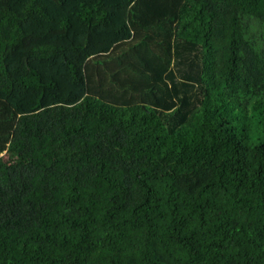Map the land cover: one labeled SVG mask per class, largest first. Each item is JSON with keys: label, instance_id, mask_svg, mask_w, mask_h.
Listing matches in <instances>:
<instances>
[{"label": "trees", "instance_id": "1", "mask_svg": "<svg viewBox=\"0 0 264 264\" xmlns=\"http://www.w3.org/2000/svg\"><path fill=\"white\" fill-rule=\"evenodd\" d=\"M0 76V264H264V0H0Z\"/></svg>", "mask_w": 264, "mask_h": 264}, {"label": "rangeland", "instance_id": "2", "mask_svg": "<svg viewBox=\"0 0 264 264\" xmlns=\"http://www.w3.org/2000/svg\"><path fill=\"white\" fill-rule=\"evenodd\" d=\"M1 77V76H0ZM2 83H3V81H2ZM4 83H5V80H4Z\"/></svg>", "mask_w": 264, "mask_h": 264}]
</instances>
